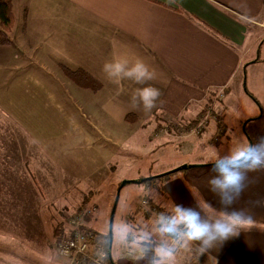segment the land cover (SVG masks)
<instances>
[{
	"label": "crops",
	"instance_id": "1",
	"mask_svg": "<svg viewBox=\"0 0 264 264\" xmlns=\"http://www.w3.org/2000/svg\"><path fill=\"white\" fill-rule=\"evenodd\" d=\"M11 2L14 24L10 43L0 46V81L11 70L18 56L16 49L26 46L35 61L36 53H43L49 64L86 70L101 85L94 92H106L112 99L124 101L123 120L141 121V126L150 130L145 156L187 134L175 128L151 138L156 127L147 124L145 128L146 122L159 115L170 119L182 116L191 122L186 126L188 133L209 132L215 137L216 132L228 129L224 110L229 92L235 91L241 99L244 86L249 91L245 89L244 95L247 108L252 116L260 113L257 119L264 118V0ZM138 61L153 73L152 79L137 82L124 74ZM106 63H120L123 69L109 75ZM146 86L159 90L151 108L144 106L137 92ZM218 93H223L222 99L213 109L222 118L223 130L215 121L203 123L201 118L207 111L202 105ZM15 96L8 90L7 95H0V114L5 118L9 114L2 100L7 99L12 107ZM196 127L198 132L193 129ZM1 132L0 264H60L51 260V248L54 226L66 205L53 206L50 198L35 203L33 178L37 167L30 163L31 158L20 155V143L14 146L16 139L9 128L4 135ZM256 141L253 149L239 137L231 151L203 153L189 162L182 160L179 163H195L187 169H199L172 174L162 185L148 187L150 197L165 206L169 215H178L174 219L189 225L186 218H191L199 227L196 231L191 227L186 236L173 240L172 236L162 237L163 227L159 226L158 240L162 244L155 239L129 244V224L124 231L126 238L118 246L128 249L123 263L169 264L173 261L170 258L160 263L162 256L186 243L184 250L188 253L196 254L199 249V261L184 264H264V134ZM131 142L127 140L128 147ZM249 152L246 163L233 162ZM230 175L239 179L230 183ZM225 227L231 231L222 237L218 229Z\"/></svg>",
	"mask_w": 264,
	"mask_h": 264
},
{
	"label": "rangeland",
	"instance_id": "2",
	"mask_svg": "<svg viewBox=\"0 0 264 264\" xmlns=\"http://www.w3.org/2000/svg\"><path fill=\"white\" fill-rule=\"evenodd\" d=\"M15 36L14 32L13 38ZM26 48L16 49L18 56L13 60L11 70L5 72L0 81V95H7V90L16 94L12 107L7 99L2 100L4 111L9 116L5 118L0 114V129L4 135L9 128V133L16 139L14 146L20 143V155L24 154L25 159L31 158L30 163L37 167L33 178L35 203H43L50 198L53 206L66 205L59 213V223L54 226V248H51V260L60 264H64V259L66 264H70V260L58 254L57 242L69 232L67 221L85 209L91 210L87 219L83 218L82 227L85 230L93 236L98 234L101 243L104 242L103 235L111 233L108 248L112 247L110 251L115 264H124L123 259L127 258L128 249L118 246L126 238L124 231L129 224L131 236L126 238L132 239L129 244L138 240L157 241L161 234L158 233L159 226L163 227L162 237L172 236L176 240L181 235L186 236L191 227L182 220L174 219L179 218L178 215L173 213V218L170 213L163 212L167 209L150 197L147 188L159 183L162 185L172 174L199 169H187L188 165L195 163H179L182 160L189 162L203 153L231 151L235 149L239 137L255 149L256 139L264 134V118L257 119L260 113L252 116L245 100V89L248 91V87L244 86L241 99L235 91L229 92L224 110V123L228 129L216 132L215 137L209 132L188 133L186 126L191 122L182 116L170 119L159 115L154 121L146 122L143 125L145 128L147 124L156 127L151 138L159 133L167 134L175 128L185 130L183 132L187 134L178 140L171 139L167 147L145 156L146 146L150 145L147 138L150 130L144 129L141 121L123 120V100L112 99L106 92H94L93 89L101 85L96 84L86 70L49 64L44 61L43 53H36L38 61H35L33 52ZM222 95L218 93L202 105L207 111L201 118L203 123L209 119L215 121L223 130L222 118L213 109ZM193 129L198 132L202 126ZM156 139L159 143L164 142L163 138ZM127 140L133 142L130 147ZM113 177H117L116 180H112ZM116 199L109 228L110 211ZM166 231H171L173 235L166 234ZM96 244L94 237L89 253L96 254L97 250H101L99 247L102 245ZM186 246L183 243L173 253L164 254L160 263L169 258L173 260L168 261L169 264L198 262L199 249L192 254L184 250Z\"/></svg>",
	"mask_w": 264,
	"mask_h": 264
},
{
	"label": "built area",
	"instance_id": "3",
	"mask_svg": "<svg viewBox=\"0 0 264 264\" xmlns=\"http://www.w3.org/2000/svg\"><path fill=\"white\" fill-rule=\"evenodd\" d=\"M90 213V209H85L81 213L72 216V219L67 221L68 234L57 242L58 254L70 260V264H105L104 251L97 250L94 255L89 253L88 250L94 241V236L82 226L84 225L83 218L89 216Z\"/></svg>",
	"mask_w": 264,
	"mask_h": 264
},
{
	"label": "clouds",
	"instance_id": "4",
	"mask_svg": "<svg viewBox=\"0 0 264 264\" xmlns=\"http://www.w3.org/2000/svg\"><path fill=\"white\" fill-rule=\"evenodd\" d=\"M106 70L110 69L109 75H116L120 73L123 69V65L120 63L115 64H109L106 63L104 65ZM126 76H133L137 82L143 81L145 79H152L153 73L149 71L148 67L143 63L138 61L131 70L124 73ZM140 101L144 104L146 108H151L156 100V98L159 96V90L151 87L146 86L143 88H140L137 90ZM239 179V177H236V181ZM187 222L190 227L193 228V231H196V229L199 226H196L191 218H186ZM218 231L220 232L222 237H226L229 232L231 231L230 228H219ZM198 233L197 235H199Z\"/></svg>",
	"mask_w": 264,
	"mask_h": 264
},
{
	"label": "trees",
	"instance_id": "5",
	"mask_svg": "<svg viewBox=\"0 0 264 264\" xmlns=\"http://www.w3.org/2000/svg\"><path fill=\"white\" fill-rule=\"evenodd\" d=\"M25 12L26 11H24V13ZM13 24H14V14H13L11 0H0V46H5V45H8L10 43V32H11V29L13 27ZM77 71L78 70L73 71V72H77ZM88 78L91 79V77H88ZM151 181H153V180H151ZM118 184H120V183H118ZM145 186L146 185H144V187ZM163 207L166 208L165 206H163ZM163 212H166V211H164V209H163ZM191 230H192V228L189 229L188 231H186V233H189V231H191ZM166 234H172L173 235V233L171 231H166ZM94 237H95V244L97 242V243L102 245V247L98 246L99 249H101V250L104 249L103 251L105 252V260H104L105 264H114L112 256H110V252H109V248H108V242L110 239L108 233L103 235L102 238H104V242H102V243L99 240L100 237L98 236V234H95ZM96 237H97V239H96Z\"/></svg>",
	"mask_w": 264,
	"mask_h": 264
},
{
	"label": "snow or ice",
	"instance_id": "6",
	"mask_svg": "<svg viewBox=\"0 0 264 264\" xmlns=\"http://www.w3.org/2000/svg\"><path fill=\"white\" fill-rule=\"evenodd\" d=\"M250 155H251L250 152L249 153H245L239 159H237V160H235L233 162L234 163H246L248 161ZM228 180H229L230 183H235L236 182V177L230 175L228 177Z\"/></svg>",
	"mask_w": 264,
	"mask_h": 264
},
{
	"label": "water",
	"instance_id": "7",
	"mask_svg": "<svg viewBox=\"0 0 264 264\" xmlns=\"http://www.w3.org/2000/svg\"><path fill=\"white\" fill-rule=\"evenodd\" d=\"M116 201H117V199L114 201V203L112 205V208H111V211H110L109 228L111 227V221H112V218H113V214H114V210H115V206H116ZM109 237L111 238V233L110 232H109Z\"/></svg>",
	"mask_w": 264,
	"mask_h": 264
}]
</instances>
